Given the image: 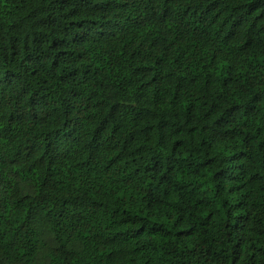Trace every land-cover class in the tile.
Wrapping results in <instances>:
<instances>
[{
    "label": "trees",
    "instance_id": "16d2710c",
    "mask_svg": "<svg viewBox=\"0 0 264 264\" xmlns=\"http://www.w3.org/2000/svg\"><path fill=\"white\" fill-rule=\"evenodd\" d=\"M31 3L7 0L0 14V87L27 99L25 111L8 114L15 134L0 142V264H170L176 244L190 257L176 264H264V0H120L123 36L110 49L82 51L85 29H103L108 21L93 17L108 9L59 0L57 16L51 5L29 10ZM69 99L75 123L53 127L55 103L63 109ZM203 109L204 118L216 117L214 126L200 124ZM166 135L189 138L172 140L169 159L187 161L176 169L179 187L199 194L191 227L173 222V233L142 215L144 197L122 174L117 187L111 178L102 185L107 204L88 197L96 208L88 215L75 210L81 197L54 198L57 189L75 192L82 177H94L99 158L106 173L120 166L132 176L151 142L163 145ZM203 135L200 148L188 152L191 139ZM238 137L245 148L259 140L245 152L253 172L245 183L234 175L239 153L230 142ZM221 150L230 153L222 158L227 168L216 167L213 153ZM156 171V163L134 169L149 185ZM34 222L42 231L25 227Z\"/></svg>",
    "mask_w": 264,
    "mask_h": 264
},
{
    "label": "clouds",
    "instance_id": "9594fccd",
    "mask_svg": "<svg viewBox=\"0 0 264 264\" xmlns=\"http://www.w3.org/2000/svg\"><path fill=\"white\" fill-rule=\"evenodd\" d=\"M92 3L96 4L98 7L106 8L108 11L101 12L98 15H95L93 18L98 21H108V23L104 24L103 29L100 28V24L91 25L89 24L88 28L85 29L83 35V38L87 41L86 44L83 46H78L77 50H84L89 47H104V48H111L115 44H117L118 39L123 36V28H126L128 26L127 22V15L123 12V10L119 7H115L116 4L120 3V0H91ZM145 4H148V0H144ZM43 4L45 7L51 5V8H49V11H52L55 13V15L59 16L61 15V11L58 9L59 0H32V3L29 6V10L31 8H39ZM8 11L7 7V0H0V14H3ZM63 11H67V9H63ZM117 13H120V15H117ZM42 15H47V13H41ZM40 17L37 16L36 19H39ZM67 31V29H65ZM101 31L104 32V35L101 36ZM116 34V39H113V36L111 34ZM78 38H80L78 36ZM97 40L99 42L98 45H93L92 41ZM53 55L55 54L56 50H49ZM127 65H133L134 61L127 60L125 58ZM126 66V65H125ZM127 75V73L125 74ZM113 92H118V89H113ZM58 95V93L56 94ZM105 98L108 97V92L106 91L104 93ZM21 96H23V92L19 91L18 89H3L0 87V142L7 143V140H5V137L12 134L14 135V132L10 133V130L8 128V114L10 112L17 111L18 109L20 111H25L27 108V99L26 97L24 99H21ZM119 99L120 97H116ZM50 99L55 100V96L50 97ZM55 106L58 109L57 113V119L56 122L52 125L56 128H63V130H67L69 127H71L74 123V117L76 116V113L72 110L73 106L71 103V100L65 101V108L61 109L59 107L58 101L55 103ZM207 109H203L201 113L199 114V122L200 124H208L210 126H214V122L216 117L211 118H204L203 117V111H206ZM35 111V109H33ZM219 115V114H217ZM68 120V125H63L64 119ZM176 119L179 121L180 124L184 123V117L183 114L176 117ZM195 122V121H194ZM15 128V126H13ZM187 128V125L185 126V129ZM213 128L210 127L209 131L211 132ZM252 131V129H249ZM204 138L207 139V135H203L200 137H193L191 141L186 145L187 151L192 152L193 149L200 148L199 139ZM173 139H184L189 140L187 136H176L171 137L166 135L164 137V144L159 145L155 140L151 142L150 149L143 153V159L138 160V162L135 165H132L131 170L133 171L132 176H128V173L124 171L123 167L117 166V168H114L111 172H105V164L106 160L103 158H99L96 160V162L93 164V169L95 172V176H85L82 177L84 182L80 184L78 190L75 192H72L71 189L64 188V189H57L54 194L55 197H65L68 199H73L75 196H79L82 198V205L77 207L75 210L84 213L85 215H88L91 212L96 211L95 206L92 204V199L97 200H105L106 204L109 202L110 198L106 196V189L102 187L104 182L111 178L113 182V188L117 187L120 181L121 174L128 178L130 183L133 186L137 187V190L140 191L144 197V202L140 205L141 209L145 207V205L148 206V211L145 213L142 211V215L148 217L151 220H157V226L160 227L163 225V227L171 229L173 233L175 232V229L173 228V222L182 223L184 227H191L192 224L197 222V216L190 215V213L199 212L200 209L195 208V201L199 198V194H193L189 195V191L187 188L181 189L179 187L180 182L177 180V172L176 169H179L181 166V163H187V161L181 160L180 162L173 161L169 159L173 155L171 150V144ZM259 140H264V136H261ZM259 140L255 143H259ZM230 143L236 144L237 147L232 149L231 151H236L239 153L238 159L235 161L237 164L236 169L234 170V175L236 176L237 180L240 183H245L250 175H253V172L248 167L251 164V160L248 158V156L245 155V152H251L255 150V143L249 144L247 148L244 147V141L242 137H238L237 140L231 141ZM261 149H264V144L260 145ZM53 148L55 149V144L53 145ZM157 153L159 155H157ZM185 154V149H181V152L179 155L183 157ZM230 153H225L223 150L220 151L219 154L213 153V155H217L216 160V167L218 168H227L229 167L228 163L222 162V158L225 155H228ZM199 159H204V154L201 151L199 154ZM152 156H156V160H151ZM191 158L195 159L196 155L194 154ZM145 163H156L157 165V171L155 172V179L151 182V185L147 183H142L144 177L143 174H135L134 169L136 167H142ZM175 163V169L172 171H169V168H172V165ZM5 166L3 164H0V170H2ZM6 174V173H5ZM97 184H99L100 191L97 192ZM127 187V186H126ZM35 195V193H33ZM87 194V195H86ZM91 196L92 199H89L88 197ZM167 215L169 219L165 220H158V218L164 217ZM203 217L200 216L199 219H202ZM35 221L40 222L41 217L35 216ZM34 222L31 225H25L26 228L30 227H37L38 230H41L38 227V224ZM3 221H0V224H2ZM139 223L148 224L149 220H140ZM131 227H136V224H132ZM51 235L47 232H43V237L45 239L48 238V236ZM54 246L59 247V242L52 240L50 241ZM177 249V253L169 258L170 264H176L177 261L187 260L190 259L187 255H181L180 252L182 249L178 244L173 245ZM67 251L70 253L73 251L72 243L71 241L68 243Z\"/></svg>",
    "mask_w": 264,
    "mask_h": 264
}]
</instances>
